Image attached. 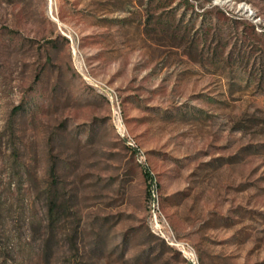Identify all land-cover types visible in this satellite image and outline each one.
I'll return each instance as SVG.
<instances>
[{"label":"rangeland","instance_id":"rangeland-1","mask_svg":"<svg viewBox=\"0 0 264 264\" xmlns=\"http://www.w3.org/2000/svg\"><path fill=\"white\" fill-rule=\"evenodd\" d=\"M179 243L264 264V0H0V264Z\"/></svg>","mask_w":264,"mask_h":264},{"label":"built area","instance_id":"built-area-1","mask_svg":"<svg viewBox=\"0 0 264 264\" xmlns=\"http://www.w3.org/2000/svg\"><path fill=\"white\" fill-rule=\"evenodd\" d=\"M156 225H157V223H156ZM161 235L164 237L163 233H161ZM179 245L181 246V249L185 252V255L188 259L189 264H199L197 257H196V254H195V251L191 247H189L183 243H179Z\"/></svg>","mask_w":264,"mask_h":264}]
</instances>
